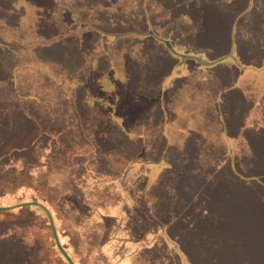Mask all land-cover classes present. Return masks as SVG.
Masks as SVG:
<instances>
[{
  "label": "rangeland",
  "instance_id": "obj_1",
  "mask_svg": "<svg viewBox=\"0 0 264 264\" xmlns=\"http://www.w3.org/2000/svg\"><path fill=\"white\" fill-rule=\"evenodd\" d=\"M82 58L92 70L80 79L67 71ZM113 63L116 71L102 68ZM39 73L47 85L41 103L32 95ZM132 77L147 88L144 101L110 118L147 147L130 159L111 156L112 167L99 152L95 159L90 142L101 133L93 120L108 112L90 97L93 120L64 112L69 127L82 125L85 134L61 137L71 152L51 165L47 180L58 198L85 190L84 181L76 184L85 161L111 174L128 167L112 190L121 204L97 212L107 225H92L94 240L106 236L102 256L89 248L93 262H81L55 223L51 192L37 201V187L21 185L0 188V264H69L35 203L50 212L74 264H264V0H0V152L7 155L0 156V179L27 163L49 165L40 150L11 153L37 135L22 110L37 111L35 121L47 125L48 98L66 110L58 94H73L77 83L112 108L124 99L109 93V83L133 84ZM99 85L107 91L98 93ZM53 144L42 136L35 145Z\"/></svg>",
  "mask_w": 264,
  "mask_h": 264
},
{
  "label": "trees",
  "instance_id": "obj_2",
  "mask_svg": "<svg viewBox=\"0 0 264 264\" xmlns=\"http://www.w3.org/2000/svg\"><path fill=\"white\" fill-rule=\"evenodd\" d=\"M66 28V27H65ZM56 29L59 30L58 27ZM60 33V31H58ZM67 32H70L67 29ZM67 35V33H66ZM106 49H110V46H107ZM85 51L84 49H81V52ZM59 60H61L59 58ZM92 65V61L84 62V59L82 58V62L79 61L76 63V66L73 67L70 71V73L75 74L78 76L77 78H84L85 73H89L92 69L90 66ZM110 64L102 67L105 68V72H113L116 71L115 68H117V63H113L111 67H109ZM56 66H59L56 64ZM86 70V71H85ZM123 72V69H122ZM109 74V73H108ZM134 83L131 84L130 80L125 79L124 82H112L109 90V93H117L122 96L124 99L123 104L120 102V100H117V103H111L112 108L107 106L102 101L98 95L92 94L91 96H87L86 93L91 91L92 87H86L81 86L80 84H75V89L73 90V94H69V92H62L58 94L60 96V99H58V96L56 97V100H59L61 102H64L67 104L65 109L62 108V104H59L60 102H54L53 98H48L49 102L52 103L54 106H58L56 110H52L51 106L48 105V110H46V116L50 117L48 119V124H42L38 121L40 120L39 116L36 115L37 111H31L29 112H23V110L20 112V114L26 119L29 123V125L32 126V129L36 131L37 135H33L31 137L30 135L24 137L20 142L17 143L16 148H14L11 153H20L22 151H31L37 152V150L41 152V156H48L47 161H44L45 163H48L49 165H43L41 167H35L33 165H27V169L25 171H14V173H10L5 178L0 179V188L1 187H9V188H16L21 185H31L37 187V189L34 191L35 200H43L45 197V194L47 192H51L52 198H50V202H53L57 200L58 206L55 208H51L54 216V220L57 226L60 227L61 231L60 233L67 238V244L71 246L73 251L77 254L79 260L82 262L84 260L85 262L92 263L91 259V251L89 248H97L98 253L101 255L104 253L103 248L106 245V236L104 233H101L99 238L98 236L94 240L93 237L95 233L93 232L92 225L94 224H101L103 226L108 224V221L106 219H102L97 212L104 207L108 206V203L112 205H116L119 203L118 197H116L119 192H116L117 195H115V191H112L115 187V182L118 181V178L124 174L123 172L128 170V167H125L123 164H117L116 167H125L126 169L123 172H114L113 174L109 173L105 167H97V164L85 161V163H81L80 165L83 167V175L78 179L79 182L76 184H82L83 182V189L85 185V190H81L82 194L77 193V189L74 191H67V192H60L59 197L58 195V189L57 186H49L48 184V175L51 169L52 164H59L62 161V164L67 159V156L69 155V148H66V144L61 143V137L68 133L65 137H67L70 132L73 133V138L79 139V136L83 133L85 134V131L82 127V125L78 126L73 123V127L69 125L67 122L70 123V121L67 119V114L73 111L74 115L76 116V113H78L81 118L88 119L89 111L88 106H92L91 100L97 104V110L100 112H104L103 110H106V119L101 118V120H93L96 124V129L100 128V136H97L95 142H90V146L95 148V151L97 150V153L92 150L93 153H95V159L98 158V152H99V158L102 161L105 162L106 167H112L113 161L110 159L111 156H119V158L125 156L126 159H130L129 156H136L139 155L142 148L147 147L148 141H143L140 137L134 138V141L132 140V136L125 135L122 133V130H131L128 126H125L123 121H118L117 119L113 120L110 117V114H114L116 111H121L119 107L125 108V109H131V110H137L139 105L144 101L142 99V94H147V88L144 89L141 86L138 85V81L135 80L134 77ZM44 79H46L44 73H39V75L36 76V82L35 86H33V94L36 96V101H39V103L46 101V96L42 93L47 88V85L45 84ZM78 80L81 84H86V81L83 80V83L81 80ZM92 83V82H91ZM108 84V86H109ZM95 85V84H94ZM113 85H116L118 87H113ZM82 87V88H81ZM102 87V88H101ZM78 88V89H77ZM98 90V93L102 90L105 92L107 91L106 87H103V85H99L96 87ZM78 93L76 98V93ZM88 92V93H89ZM91 97V100H90ZM99 102V103H97ZM101 102V103H100ZM86 103H89L86 104ZM71 104V105H69ZM95 104V105H96ZM64 106V104H63ZM106 106V107H105ZM61 107V108H60ZM99 107V108H98ZM86 108V109H85ZM108 108V109H106ZM110 108V109H109ZM120 109V110H119ZM112 110V111H111ZM76 112V113H75ZM99 114V113H98ZM109 115V116H108ZM35 117H38V120L35 121ZM96 117V116H95ZM72 119V118H71ZM73 120V119H72ZM75 121V120H73ZM113 121V122H111ZM119 123L122 124V127L119 126ZM90 124V123H89ZM99 125V126H98ZM35 128V129H34ZM111 128V130H110ZM110 130V132H107V130ZM105 131V133H104ZM53 132H56L54 135ZM124 134V135H123ZM42 136L46 137L48 136L54 144L52 147H38L36 144V141H38V138H41ZM37 137V140L34 141V139ZM72 138V140H74ZM146 139V138H145ZM50 142V141H49ZM57 149L59 154H56L57 157L54 159H51L50 155L52 154V150ZM51 150V151H50ZM10 153V150H9ZM0 156H7L0 152ZM76 156V155H74ZM138 157V156H137ZM43 160V159H42ZM68 160V159H67ZM66 160V161H67ZM97 162V161H96ZM115 164V163H114ZM19 170V169H17ZM125 175V174H124ZM111 177V178H110ZM107 178V179H106ZM84 179V180H83ZM113 179V180H112ZM8 180V181H6ZM104 183H109L112 186L109 187V184L105 187H102ZM115 195V196H114ZM63 196V199L61 197ZM65 196H67L68 199H65ZM60 199V200H59ZM87 207L89 210L88 217L87 213L83 211L82 209ZM84 221H89V223L82 224ZM92 222V224L90 223ZM73 227H76L79 230V233L73 231ZM92 238V239H91ZM89 253H88V252ZM90 254V255H87ZM102 256V255H101ZM91 259V260H90ZM87 264V263H86Z\"/></svg>",
  "mask_w": 264,
  "mask_h": 264
},
{
  "label": "water",
  "instance_id": "obj_3",
  "mask_svg": "<svg viewBox=\"0 0 264 264\" xmlns=\"http://www.w3.org/2000/svg\"><path fill=\"white\" fill-rule=\"evenodd\" d=\"M35 205L41 206L46 211L48 218H49V221H50V224H51V228H52L53 235L55 237V241H56L57 246L59 247V249L62 252V254L64 255V257L67 259L69 264H74L73 261L71 260V258L69 257V255L65 252V250L62 248V246L59 242V239H58V236H57V233L55 230L54 222H53V219H52L50 212L45 207H43L42 205H40L38 203H35ZM0 209H4V208L0 207Z\"/></svg>",
  "mask_w": 264,
  "mask_h": 264
},
{
  "label": "crops",
  "instance_id": "obj_4",
  "mask_svg": "<svg viewBox=\"0 0 264 264\" xmlns=\"http://www.w3.org/2000/svg\"><path fill=\"white\" fill-rule=\"evenodd\" d=\"M138 136L140 137V134H138ZM146 140V139H145ZM121 203L119 202L118 204H116V206H119ZM118 213H112L111 216L117 215Z\"/></svg>",
  "mask_w": 264,
  "mask_h": 264
}]
</instances>
